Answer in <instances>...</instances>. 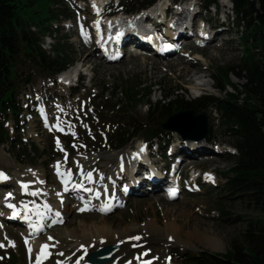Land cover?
<instances>
[{
    "label": "rangeland",
    "instance_id": "obj_1",
    "mask_svg": "<svg viewBox=\"0 0 264 264\" xmlns=\"http://www.w3.org/2000/svg\"><path fill=\"white\" fill-rule=\"evenodd\" d=\"M106 1H110L113 11H120L119 14L124 12L125 7L124 9L115 7L116 1ZM133 1L143 2L144 0ZM177 1L188 0H161V3ZM34 4V10L39 13L40 17H45L44 11L47 9L53 10L57 17L55 20L45 22V27L49 26L52 32V35L48 37L44 36V33H40L38 21L31 14L33 15L31 30L37 33L40 38L43 36L44 49H49V43H51L49 44L51 47L58 45V50L51 51L48 55L49 58L66 57L72 62L69 70L81 64L84 76L79 88L69 89L66 94L61 93L60 95L57 94L58 88L49 74L42 72L40 68L23 64L18 67L20 78L24 79L21 89L18 90L17 98L23 111L16 121H9L4 125L16 146L15 150H12L9 143L0 145V170L4 172L11 184L10 186L9 184H7L8 186L4 185L0 194L6 189V192L11 191L13 198L18 201L28 200V198L23 197V192L19 189L17 181L15 182L17 179L22 183L24 180L32 178H34L32 181H35L41 173L46 175L44 191L54 198L52 203H55V193L61 192L59 184L61 175L54 171L57 164L61 167V171H65L64 168L67 169V173L69 169L71 170L70 179L73 182L80 176L85 177L91 172V174L101 175L104 179L97 186L106 187L119 178L117 165L121 157L126 155L133 158L137 154L135 150L139 145L142 148H150L147 143H144L146 139L140 134L132 138L126 148L109 147L108 138L104 136L105 133H108V126L101 122V117L107 114L102 105L104 99L111 98V92L115 88L119 92L124 85L143 84L144 88L151 87V101L157 103L162 100V95L165 92L160 91L159 83L165 81V83H171L172 86H178L181 89L178 92V102H190L199 96L220 98L224 94L214 89L213 70L228 67L235 68L237 72L236 66L244 56L240 39L244 28L232 24L231 19L224 20L222 15L215 17L213 8L204 11L199 5V1L196 2V17L202 16L207 20L208 23L206 22L205 26H210L211 32L217 34L209 44L206 42L201 45L197 43L196 32L200 33L202 27H199L201 23L194 20L192 36L188 41L190 48L183 49L180 42L176 43L174 45L176 57L161 59L144 52H138L140 55L127 54L124 60L115 64L102 62L98 58L97 49L86 60L87 55L94 49L86 47L88 50L85 52L79 47L80 39L76 33L75 25L80 18L89 21L94 17V10L88 6V0H57V3H53L52 0H35ZM124 15V18H131ZM168 24L167 20L165 27ZM70 26L72 27L69 28ZM251 52L257 55V59H260L258 50L251 49ZM178 57L182 58L181 61H178L180 59ZM26 80L28 83L25 85ZM230 81L235 85L244 83L243 80L233 76L230 77ZM48 83H51L52 86H48ZM196 83H200L202 87H196L194 85ZM227 91L232 92L230 89ZM43 96L47 99L49 121L42 120L29 109L34 110L39 98ZM54 97L58 100L53 99ZM122 98L117 95L113 100ZM122 107L121 114L116 116V121H119L121 126L136 122L143 127L149 125L146 127L152 128L157 124L156 117L151 120L146 119V104L143 102L130 107L125 105ZM206 115L209 119L210 132L208 139H204L203 143L208 147L207 154L192 156L190 160H186L187 162H182L176 171L181 185L184 186V192L180 194L177 201L166 200L165 192L158 195H142L123 201L111 215L103 217L97 211L91 214L81 213L82 205L67 196L70 201L68 204L70 213L67 215L65 225L47 228L42 234L47 238L51 236L50 243L54 245L48 250L43 263L87 264L86 260L90 253L107 246L118 247L113 258L114 263L109 264L138 262L140 259L148 264H186L180 256L195 255L201 251L225 254L233 240H240L247 221L259 214L252 205L241 201L238 197L226 198L225 195L219 194L226 181L224 176L233 167V163L226 161L224 157L227 154L235 156V150L230 145V138L223 133L219 115L213 110L206 111ZM46 122L50 123L54 133H50L49 126L46 128ZM55 125H61L65 133L57 134L54 130ZM161 133L163 135L160 134L158 138L152 140L153 145L150 152L158 167L167 165L166 171L167 167H172L170 164L176 160L172 150L179 145L182 136L174 132L163 131ZM110 135L113 138V135ZM129 136V134L125 135V138ZM57 141H59V146ZM159 148L163 149H161L162 152ZM65 154H67V158ZM92 155H97L98 158L96 156L94 161H90L88 165L83 166L84 168L81 167L83 165L81 162L89 159ZM122 162H126V160ZM206 174L211 178H207ZM150 175L152 174H147L146 178H149ZM192 177H195V180ZM12 178H14V182ZM123 191L124 188H122V193ZM39 194L42 195V191ZM89 196L91 195L89 194ZM119 199L122 200L121 196ZM2 202L6 201L4 202L3 197L0 196V203ZM60 202L62 203L63 200ZM57 205L60 206V204ZM50 216L52 217V215ZM102 219H105L106 225L112 228L116 234L125 235L124 238H121L117 244L113 241H104L88 244L86 248L82 249L75 248L70 243L68 232L74 228L89 229L101 225ZM150 223H154L158 230L163 229L166 223H170L175 228L177 235L168 237L163 233H151L148 229ZM9 234L15 236L16 243H11ZM22 234L23 230L7 225L0 219V241L5 246L4 249L0 248V264H28L25 254L26 238ZM134 237H139V239H133ZM142 251L146 253L144 258H140Z\"/></svg>",
    "mask_w": 264,
    "mask_h": 264
},
{
    "label": "trees",
    "instance_id": "obj_2",
    "mask_svg": "<svg viewBox=\"0 0 264 264\" xmlns=\"http://www.w3.org/2000/svg\"><path fill=\"white\" fill-rule=\"evenodd\" d=\"M52 1L57 3V0ZM157 1L127 0L122 1V5L127 13H135ZM199 1L206 9L217 3V0ZM34 3L35 0H0V145L9 143L12 150L16 145L4 124L16 121L22 112L17 98L24 79L20 78L18 67L21 64L38 67L43 72L55 75L72 63L66 57L50 59L40 48L41 38L31 30L32 16L37 19L40 33L44 35L51 34L45 22L57 17L51 9L44 11V18L40 17L34 10ZM231 3L233 24L244 28L240 38L244 56L236 66L237 72L235 68L228 67L213 70L214 89L224 94L223 97L202 96L190 102H178L181 89L163 81L159 87L161 92L166 93H163L160 102L152 103L151 87L144 88L143 84L136 83L133 86L124 85L119 92L115 88L111 98L104 99L102 105L107 114L101 117V122L108 126V133L104 135L108 138L109 147L114 149L125 148L139 134L147 141L163 135L159 132L160 126L174 112L213 110L219 115L223 133L230 138V145L236 152L235 156L227 154L224 157L233 163V167L224 176L226 181L219 194L226 198L238 197L252 205L259 215L247 221L240 240H233L225 254L201 251L195 255L180 256L186 264H264V0H231ZM251 49L259 51L260 59ZM53 50L57 51L58 45ZM231 76L244 83L233 84ZM117 95L123 98L113 100ZM142 102L146 104V119L156 117L158 120L152 128L136 122L121 126L116 121L123 105L130 107ZM128 134L130 136L125 138Z\"/></svg>",
    "mask_w": 264,
    "mask_h": 264
},
{
    "label": "bare ground",
    "instance_id": "obj_3",
    "mask_svg": "<svg viewBox=\"0 0 264 264\" xmlns=\"http://www.w3.org/2000/svg\"><path fill=\"white\" fill-rule=\"evenodd\" d=\"M100 1L101 0H92V4H94L93 9H94V11H96V16H97V12L99 11V6H97V5H98V2H100ZM162 9H164V6H163V4L159 3V4H155L150 9L149 12L156 15V18H157L159 16L160 10H162ZM166 11H170L173 14V19H176L175 27L171 28L172 24H168V27L165 30V32L168 33L169 35H173V33H177V35L173 39L170 40V43L176 44V43L180 42L183 49L186 48L188 50L190 48L188 41L190 40L189 38H190L191 33H192V31H191L192 30V22L196 17V10L194 8H192L191 10H185V9L177 6L175 10L168 7ZM119 13H120V11L117 14H115L114 16H112L110 19L106 20V22H107L106 24L107 25H113L119 21L124 22L125 34H128L129 37H131V33L134 31H136V32L141 31L143 33H146V30H144L141 27V20H142L141 18H139V19L129 18L126 20H122V17H121L122 15ZM148 17L150 18V21H151L148 23L149 25L154 23L155 27L160 26V25H157L155 23V20L153 21V18H151L150 16H148ZM200 26H201V24H200ZM71 27L72 26H70L69 28H71ZM160 27H163V26H160ZM167 29H170L172 32H169ZM150 33H152V32L149 31L147 34H150ZM203 34H204V32L202 31L201 35H203ZM209 35H210V38L205 39V42L207 44H209L217 36V34H214V32H211ZM130 41H132V40H130ZM135 41H137V40H135ZM79 44H80L79 47H81L83 49V51L86 52L88 50V48H86L85 44H83V41L81 39L79 40ZM124 47L119 48V50L122 51L124 49ZM94 53H95V50L90 51V53L87 55L86 60H88L89 56L93 55ZM176 55H177L176 53H173V55L167 56V57H176ZM167 57L162 55V58H167ZM125 58H126V56L123 55L121 58H119L117 60V62L118 61L120 62V61L124 60ZM178 58H180L178 61H181L182 58L181 57H178ZM75 74H76V70L71 71V72H67L65 75H62L59 77V82L61 83V87H59V89L57 90L58 94L61 95V93L62 94L67 93L68 87H65V86H68V85L71 86ZM194 85L196 87H202V85H200V83H196ZM48 121H49V119H48ZM46 124L50 125V123H48V122ZM203 142H204V140H193V139H187V138H183V137L180 138L179 145L175 146L172 150V154L175 157L179 158L178 169L182 165V162H187L186 160H190V158L192 156H197V155L201 156V155L207 154L206 151L208 150V147ZM140 149L141 148H137L135 151L139 152ZM96 156L97 155H92L89 159H86V160L83 159L84 161L81 162L83 164V165H81V167H83V166L85 167L86 165L89 164L90 161H94L96 159ZM97 158H98V156H97ZM123 160H126V162H122ZM156 163L157 162L153 161L152 156L148 152H145L144 154H142L140 158H135V156L133 158H131L130 156L128 157L126 155L121 157V160L118 163V165L124 164L125 168H124L123 172H118V174H117L119 179H117L116 182H117V184H119V186L118 187L115 186L116 189L112 188L111 190L108 189V187H104V186L102 187V185L97 186V184H99L101 181H104L102 176L97 174V173L92 174L91 182H89L87 179H85L86 176L82 177L80 175H79L80 177L77 180H75V182H73L72 179H70L71 178L70 176L61 175L60 181H64V183L68 187L69 195H67V196H73V198H77L76 200L79 202H80V200H84L85 201L84 204L92 205L94 210L97 206L101 208L102 206L107 205L113 199L114 201H113L112 207L110 208V210H111V209L117 208L118 206L115 207L116 205H121L123 200L128 201L129 199H132L133 197L138 198L142 195H158V194L164 193V187H165L168 179H167V176L165 173V169H163L164 165L160 168V167H158V165ZM56 166H55L54 171L57 172ZM64 169H65V171H61L62 169L59 166V172L61 174L67 173V169L66 168H64ZM34 173H37V172H34ZM147 174L153 175V179L155 181L154 183H150L149 178H146ZM32 175H33V172H32ZM34 175H36V174H34ZM43 176L44 175H42V173H41V174H39L38 178L36 177L35 181H32V179H34V178H32L30 180H24V181L22 180L23 181L22 183L19 182L20 180L18 181V179H17L18 176H17L16 177L17 180H15V182L17 181L18 187H19V185L27 186V187H24L23 197H27L28 200L30 202H32L37 207V211H38L40 216H48L51 213L57 212L60 215L59 219L64 220V222L62 224V226H64L67 215L70 213L69 208H68V204L70 201H68L67 196L64 195L63 193L60 192V193L56 194L57 193L56 192L54 195V197H56L55 203H52V199H54V198H51L44 191V186H45L44 179H45L46 175L44 177ZM192 178H193V180H195L194 179L195 177H192ZM12 180L14 182V178H12ZM118 182H120V183H118ZM7 184H9V186L11 185L10 180H6L5 185L8 186ZM77 185H81V186L77 187ZM94 186H96V187L93 188L92 190L100 189L102 192V194L98 196L100 201L96 200L95 196H89L88 195L89 192H87V190L90 189L91 187H94ZM123 186L129 188L131 193H132V195L128 199L124 198L123 195L121 194ZM3 187H4V185L2 186V188ZM42 187H43V189H42ZM2 188H0V190H2ZM173 189L176 191L175 188H173ZM4 190L5 191H3V193H1V196L3 197L4 201H5V199H7L9 201L10 199H8V198H12L13 195H12V193L6 192V189H4ZM105 190H107L106 194H104ZM40 191H42V195L39 194ZM113 191H116V195H112ZM97 192H100V191H97ZM170 192L172 193V191H170ZM183 192H184L183 190H180L179 192H177L176 195L180 196V194H182ZM33 193H36V194H33ZM118 194H119V196L122 195L121 196L122 200H118V197H117ZM168 195L169 194L165 195L166 200H169ZM49 198H50V200H49ZM106 198H107V200L104 201ZM178 199H179V197H177L173 201H177ZM56 200H57V203H56ZM61 200H63L62 203L60 202ZM9 202H12V201H9ZM57 204H60V206H58ZM4 210L5 211H3L0 215V219L2 220V222L4 221L7 225H10V224H8L7 220L9 218L13 219L10 216L11 212H9V210L6 207L4 208ZM99 212H100V210H99ZM100 214L102 215L101 212H100ZM103 217H104V215H103ZM100 224L101 225L94 226V227L89 228V229L85 228V227L74 228L73 230H71L70 232L67 233L68 237L71 239L70 243L72 245H74L75 248H79V249L81 248L82 249V248H86V246L88 244L101 243L104 241H113V242H116V244H117V242H119L121 240V238H124L125 235L122 236V233L116 234V232L112 228L108 227L105 223V219H102ZM2 225H3V223H2ZM13 225L19 226V224L15 220L13 221ZM148 229L151 231V233H163L168 237H172V236L174 237L175 235H177V233H175L176 232L175 228H173V226L170 223H166L164 225L163 229H161V230H158L154 223H150ZM9 235H11V234H9ZM22 236L24 238H26L25 248L26 249L29 248L32 252L31 261H33L34 258H36L37 256L43 257V260H44L45 255L47 256L48 250L50 248L54 247V245L52 243H50L51 242L50 240L52 239L51 236H49V237H51V239H49V237L47 238V237L41 236V234L37 238L30 237L29 234L25 230H24ZM10 239H11V243L12 242L16 243V241H14V239H15L14 235L13 236L11 235ZM0 244H3V243L0 241ZM45 245L47 246L45 249V252L41 253V247L45 246ZM133 255H136V254H133ZM111 261H112L111 263H114L113 258L111 259ZM61 264H64V263H61ZM128 264H148V262H145L143 259H140L138 262L130 261V262H128Z\"/></svg>",
    "mask_w": 264,
    "mask_h": 264
},
{
    "label": "water",
    "instance_id": "obj_4",
    "mask_svg": "<svg viewBox=\"0 0 264 264\" xmlns=\"http://www.w3.org/2000/svg\"><path fill=\"white\" fill-rule=\"evenodd\" d=\"M28 83V80L25 84ZM162 131H173L183 138L202 140L208 136V118L205 112L196 114L193 110H182L171 114L160 126ZM118 250L116 246H107L91 253L88 264H106Z\"/></svg>",
    "mask_w": 264,
    "mask_h": 264
},
{
    "label": "snow or ice",
    "instance_id": "obj_5",
    "mask_svg": "<svg viewBox=\"0 0 264 264\" xmlns=\"http://www.w3.org/2000/svg\"><path fill=\"white\" fill-rule=\"evenodd\" d=\"M119 35V34H118ZM58 127V126H57ZM57 145L59 146V141H57ZM62 150V149H61ZM65 156H66V158H67V154H65ZM57 174L58 175H68V176H70L71 175V170L69 169V171H68V173H66V174H61L60 172H59V164H57ZM77 167H79V165H77ZM91 177H92V174H91V172H89L88 174H87V176L85 177V179H87L89 182H91ZM206 177L207 178H211V177H209V176H207V174H206ZM0 179H7V177L6 176H4L3 175V173H0ZM79 186H81V185H77V187H79ZM25 187H27V186H25ZM65 190H67V189H65ZM174 189L172 190V192L174 193ZM33 194H36V193H33ZM10 208L11 207H13V205H8ZM15 214V213H14ZM56 215H59V213H56ZM49 239H51V237H49ZM133 239H139V237H134ZM0 246H2V245H0ZM46 245L45 246H42L41 247V253H44L45 252V249H46ZM44 258H46V255H45V257ZM40 257L38 256L37 257V262H36V264H40Z\"/></svg>",
    "mask_w": 264,
    "mask_h": 264
}]
</instances>
